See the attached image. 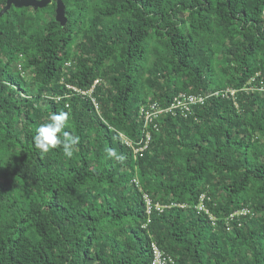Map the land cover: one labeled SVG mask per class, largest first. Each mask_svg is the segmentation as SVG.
I'll return each instance as SVG.
<instances>
[{
    "label": "trees",
    "instance_id": "1",
    "mask_svg": "<svg viewBox=\"0 0 264 264\" xmlns=\"http://www.w3.org/2000/svg\"><path fill=\"white\" fill-rule=\"evenodd\" d=\"M61 1L0 16V264H264V0ZM179 92L213 94L144 127ZM59 112L71 159L34 146Z\"/></svg>",
    "mask_w": 264,
    "mask_h": 264
},
{
    "label": "built area",
    "instance_id": "2",
    "mask_svg": "<svg viewBox=\"0 0 264 264\" xmlns=\"http://www.w3.org/2000/svg\"><path fill=\"white\" fill-rule=\"evenodd\" d=\"M66 86L68 88H71L75 92H78L82 95H87L90 101L92 102L94 108L97 109L98 103L95 100V98L91 95L93 86L90 87L88 90H80L72 85H66ZM258 89L264 90V88L261 86L258 87ZM235 91L236 90L233 88H227L225 89L223 95L228 96L227 93H229V95L233 96ZM216 93L217 91L214 92V94ZM209 94H213V93L210 92ZM209 94L179 92L178 94L173 96L169 104L165 107L160 106L157 102L149 103L147 108L141 107L140 111H141L144 127L155 128L157 119L167 114H171V115L180 114L183 117L187 116L188 114H191L193 107L199 104H203L205 98ZM149 133L150 132L148 131L146 134L147 139L149 138ZM126 144L132 147V150L135 154L137 152L139 153L140 151H142L143 148L146 147L145 145L141 147H133L129 142H126ZM133 180L136 183V179L133 178ZM142 197L144 202V212L147 216V221L149 220V217L153 212L155 211L161 212L166 206H169L166 204H161L159 202H154L150 197V195L146 192L142 193ZM203 199H204V195L201 194L199 196L197 204L195 205V208L198 212H203L204 214H206L211 224L214 225L218 220V217L212 214L211 211L204 205ZM170 205H175V204H170ZM248 212L249 210L247 207H243L241 209L230 212L228 215L224 217L225 222H227L228 225V221H230L231 219L237 217L238 215H245ZM151 252H152V258L150 264H166L167 262L172 261L171 256L165 253L163 250H161L155 243H152L151 245Z\"/></svg>",
    "mask_w": 264,
    "mask_h": 264
},
{
    "label": "clouds",
    "instance_id": "3",
    "mask_svg": "<svg viewBox=\"0 0 264 264\" xmlns=\"http://www.w3.org/2000/svg\"><path fill=\"white\" fill-rule=\"evenodd\" d=\"M69 121V113H52L48 117V122L39 125L36 129L33 142L34 146L41 154L57 149H62L63 155L71 159L77 150L79 137L65 131ZM107 156L117 161L123 162L126 157L119 155L114 149L107 150Z\"/></svg>",
    "mask_w": 264,
    "mask_h": 264
},
{
    "label": "water",
    "instance_id": "4",
    "mask_svg": "<svg viewBox=\"0 0 264 264\" xmlns=\"http://www.w3.org/2000/svg\"><path fill=\"white\" fill-rule=\"evenodd\" d=\"M51 0H5L4 6L0 10V16L9 9L10 6L17 8L32 7L33 9L42 8L50 3ZM54 19L64 25L66 17L64 15V5L61 0H55Z\"/></svg>",
    "mask_w": 264,
    "mask_h": 264
}]
</instances>
